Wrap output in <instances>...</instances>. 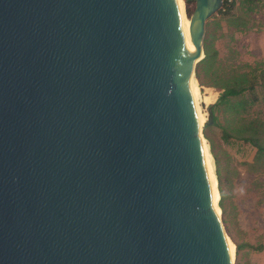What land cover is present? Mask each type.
<instances>
[{"label":"water","instance_id":"95a60500","mask_svg":"<svg viewBox=\"0 0 264 264\" xmlns=\"http://www.w3.org/2000/svg\"><path fill=\"white\" fill-rule=\"evenodd\" d=\"M223 0H0V264H232L188 77Z\"/></svg>","mask_w":264,"mask_h":264},{"label":"rangeland","instance_id":"374dc122","mask_svg":"<svg viewBox=\"0 0 264 264\" xmlns=\"http://www.w3.org/2000/svg\"><path fill=\"white\" fill-rule=\"evenodd\" d=\"M181 2L184 3V15L188 20L194 11L195 0H189L188 4L185 0ZM238 6L237 2L233 9L235 13L239 12ZM218 13L208 20L206 33L213 36L220 68L229 71L241 64L264 61V0L256 11L245 14L248 29L244 32L228 27L224 21H220L217 26L215 22L220 17ZM194 79L197 91L206 98L204 103L201 102V97L198 101L202 127L207 122L208 109L217 102L220 91L205 84L201 86L195 77ZM259 95L257 90V96ZM246 112L250 119L264 121L263 104H254ZM213 115L217 117V124L208 125L205 130L212 152L203 131L202 139L212 160L218 194L216 208L232 246V264H264V162L253 166L255 148L231 135L232 128L238 122L233 119L235 115L221 111H215ZM223 128L230 135L227 142L222 139ZM220 200L223 211L218 205Z\"/></svg>","mask_w":264,"mask_h":264},{"label":"trees","instance_id":"16d2710c","mask_svg":"<svg viewBox=\"0 0 264 264\" xmlns=\"http://www.w3.org/2000/svg\"><path fill=\"white\" fill-rule=\"evenodd\" d=\"M185 2L188 4L189 0H185ZM237 2L239 12L235 13L233 9ZM261 2L262 0H234L230 3L225 1L223 8L218 13L220 17L216 19L215 23L219 26L220 21H224L228 27L244 32L248 29V20L245 14L256 11ZM203 48L204 58L196 65L194 76L201 86L205 84L220 91L217 102L210 106L212 113L221 111L235 115L233 119L238 122L237 126L232 128L231 135L255 148L253 166L262 164L264 162V121L257 118L250 119L246 110L257 103L264 105V61L241 64L229 71H224L219 66L218 51L214 47L212 35L205 34ZM257 90H259V96H257ZM216 124L217 117L213 115L212 125ZM206 128L207 126L204 128L203 134L210 144L212 152L210 140L205 134ZM222 135V139L227 142L230 138L227 129L223 128ZM218 205L223 211L221 200Z\"/></svg>","mask_w":264,"mask_h":264},{"label":"bare ground","instance_id":"6f19581e","mask_svg":"<svg viewBox=\"0 0 264 264\" xmlns=\"http://www.w3.org/2000/svg\"><path fill=\"white\" fill-rule=\"evenodd\" d=\"M177 1V4H178V8H179V11H180V18H181V28H182V31H183V34L185 36V40H186V45L188 47V49L192 50V44H191V37L189 35V22L188 20H186L185 18V15H184V3L181 2V0H176ZM188 85H189V89L191 91V94H192V97H193V100H194V105H195V109H196V114H197V117H198V121H199V125H200V118H199V115H198V101H199V98L201 97V102H206V98L201 96L200 92L197 91V84H196V81L193 77V74H192V71L190 72V75L188 77ZM202 103V104H203ZM201 127V125H200ZM201 143H202V148H203V154H204V163H205V166H206V170H207V175H208V180H209V184H210V187H211V191H212V205L217 213V215L219 214L218 213V210L216 208V201L218 199V194L216 192V181L214 179V176H213V170H212V160H211V156L209 155L208 153V150H207V146L206 144L204 143V140L201 139ZM217 186V185H216ZM228 246H229V249H230V254H231V257H232V246L230 244V242L228 241Z\"/></svg>","mask_w":264,"mask_h":264},{"label":"built area","instance_id":"2783aa9c","mask_svg":"<svg viewBox=\"0 0 264 264\" xmlns=\"http://www.w3.org/2000/svg\"><path fill=\"white\" fill-rule=\"evenodd\" d=\"M225 1L228 2V3H230V2H232V1H234V0H223V3H224Z\"/></svg>","mask_w":264,"mask_h":264}]
</instances>
